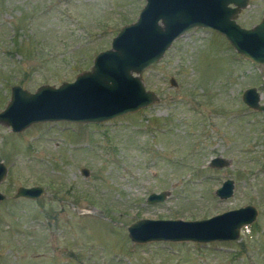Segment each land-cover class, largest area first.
<instances>
[{"label":"rangeland","instance_id":"obj_1","mask_svg":"<svg viewBox=\"0 0 264 264\" xmlns=\"http://www.w3.org/2000/svg\"><path fill=\"white\" fill-rule=\"evenodd\" d=\"M145 0H0V110L15 84L33 92L90 70ZM264 0L236 21L251 27ZM151 105L100 122H0V264H264V64L217 31L195 27L143 70ZM171 79L174 83H171ZM222 156L229 164L209 165ZM87 168L88 174L82 169ZM231 178L233 194H215ZM40 185L35 199L15 196ZM167 191L150 203L151 192ZM252 204L256 219L228 242H133L139 218H206Z\"/></svg>","mask_w":264,"mask_h":264},{"label":"water","instance_id":"obj_2","mask_svg":"<svg viewBox=\"0 0 264 264\" xmlns=\"http://www.w3.org/2000/svg\"><path fill=\"white\" fill-rule=\"evenodd\" d=\"M249 0H145L135 21L121 27L111 47L98 52L90 70L78 73L73 81L54 87L43 84L31 92L18 84L0 110V122L12 131L45 120L100 122L154 103L158 96L145 88L142 72L157 63L165 51L184 32L195 27L210 28L222 34L244 58L264 64V16L251 27H243L236 17ZM171 83L174 80L171 79ZM243 101L251 108L264 110L256 88L243 91ZM229 164L222 156L209 165ZM88 174V169H82ZM7 173L0 161V182ZM234 191V181L225 179L215 194L225 199ZM44 194L40 185L19 186L15 196L35 199ZM167 191L151 192L150 203L164 200ZM4 194L0 191V200ZM258 210L252 204L229 209L200 219L139 218L127 227L133 242L191 241L228 242L238 239L242 227L252 223Z\"/></svg>","mask_w":264,"mask_h":264}]
</instances>
